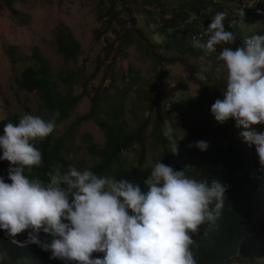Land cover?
<instances>
[{
	"label": "trees",
	"instance_id": "trees-1",
	"mask_svg": "<svg viewBox=\"0 0 264 264\" xmlns=\"http://www.w3.org/2000/svg\"><path fill=\"white\" fill-rule=\"evenodd\" d=\"M137 1L98 0L96 17L107 30L116 19H119V12L125 13L130 26L126 28L124 24V31L122 34L118 33L119 41L125 39L126 29L128 32L136 33L140 36L138 41L146 44V54L155 62L153 76L159 81L154 86L146 82L147 91L144 92L147 95L146 107L150 114L137 120L135 126L130 128L126 119L128 114L126 110L133 106L125 105L128 95L137 92V89L127 85L121 90L109 93L108 88L103 86L107 72L102 75L98 85L91 86L92 94L87 91L86 84L89 79L101 70L104 62L110 57L113 41L108 44L105 57L96 59L90 78L85 80H82L79 72L69 71L58 75L57 81H54L48 62L39 56L36 49H33L31 56L21 58L33 60L34 65L20 71L14 82L19 90L36 94L40 103L39 109L47 114L38 113L36 116L46 121L54 118L56 112H59V116L55 117L57 124L55 131L45 139L33 142L42 153L43 165L33 167L31 171L25 169V175L29 179H39L47 184L48 172L57 167L64 172L71 165L81 171L88 169L97 176H111L117 180L127 179L139 185L142 191H147L144 181L150 176L152 166L161 162L176 171L183 170L188 177L198 181L204 179L210 184L213 180H218L227 186L226 200L221 215L215 223H206L196 234H193L195 243L192 252L197 264H264V167L259 163L255 146H249L244 142L240 135L244 129L237 127L234 119H229L223 124L214 119L211 106L217 99H223V92L208 90V85L213 80L212 68L201 71V63L189 62L191 58L200 59L204 56V61H211L212 66L217 67L220 63L223 64L218 60L223 48L230 47L235 50L244 45L246 39L244 24L235 23L229 26L227 17L230 16L226 15L224 25L226 30L234 33L236 37L234 43L218 45L207 55L204 49L193 47V37H196L201 44H206L207 29L214 16L218 12H223L230 1L240 2V0H219L214 4L213 0H139L144 5L158 6L157 11L143 10V22L148 30L153 23H159L152 33L162 34L166 39L162 45L149 42L146 33L136 27L138 18L131 14H136L138 11L132 6ZM6 2L8 9L15 14L16 12L9 5L10 0ZM117 7L120 9L116 10ZM118 21L123 23L121 19ZM257 32L261 35L264 30ZM52 34L58 55L65 62L76 63L81 47L69 28L60 23L55 26ZM121 48V46L116 47L115 51L120 53ZM156 48H160L161 51ZM14 49L13 46L6 49L11 64L16 63L13 57ZM113 57L109 59L110 64L106 65L109 70H112L114 65ZM176 63L186 68L190 81L197 80L200 85L198 99L202 98V102L192 105L193 100L190 99L183 105L180 99L172 102L164 94L161 85L166 74L164 66ZM58 83L65 88L64 91L58 90ZM130 83L133 86L132 79ZM76 84L82 86L81 94L73 93ZM82 97H87L89 100L88 111L73 118L66 130L55 136L57 128L73 115ZM168 106L170 109L167 108ZM175 110L180 113L184 126L189 124L193 130L188 139L182 137L178 132L179 128L174 124ZM135 112L136 110H132L130 113L135 114ZM206 114L209 116H205ZM19 120L20 118L13 115L0 122V135H3L5 124L9 122L18 124ZM89 121L100 128L104 143L102 146H97L92 142L90 135L85 134L83 139L89 160L75 163L74 160L67 158L71 152L72 138L78 127ZM149 128H151L150 132H148ZM169 128L171 138L164 134ZM253 128L257 132H264V124L254 125ZM147 137H150L161 149L158 159L152 165L147 164L146 161ZM189 139L191 142L187 143ZM203 140L209 145L206 151H201L195 146L197 141ZM175 144L177 152L174 154L172 149ZM131 151L134 152L132 161L124 156ZM7 167H11L10 162L0 159V176L4 170L7 171ZM6 235V232H0V264H75L71 261L51 259L50 251H42V253L37 251L38 249L35 248L37 245L27 243L28 232L17 235L18 243L8 242L5 240ZM39 237L47 242H51L52 239L43 231L39 233ZM93 258H103V253H93Z\"/></svg>",
	"mask_w": 264,
	"mask_h": 264
},
{
	"label": "clouds",
	"instance_id": "clouds-1",
	"mask_svg": "<svg viewBox=\"0 0 264 264\" xmlns=\"http://www.w3.org/2000/svg\"><path fill=\"white\" fill-rule=\"evenodd\" d=\"M259 11L264 12V0L241 24ZM226 15L218 12L207 29V43L193 37V47L207 55L218 45L234 43V33L224 25ZM234 20L232 13L229 26ZM200 59L203 63L205 57ZM218 60L226 69V91L211 113L220 124L234 119L244 129L240 135L255 146L264 167V132L253 128L264 124V35L246 38L235 50L223 48ZM55 117L46 121L26 114L18 124L3 127L0 159L11 165L0 176V232H6L5 240L18 243L17 235L28 232L27 243L37 245V251L75 264H197L193 234L220 217L227 186L218 180L198 181L161 162L144 181L147 191L127 179L101 177L71 165L64 172L59 167L48 172L47 184L29 179L25 169L43 165L33 142L55 131ZM170 133L169 128L164 134L171 138ZM195 146L201 151L209 147L205 141ZM172 152H177L176 144ZM41 231L51 242L40 239ZM93 253H103V258H93Z\"/></svg>",
	"mask_w": 264,
	"mask_h": 264
},
{
	"label": "rangeland",
	"instance_id": "rangeland-1",
	"mask_svg": "<svg viewBox=\"0 0 264 264\" xmlns=\"http://www.w3.org/2000/svg\"><path fill=\"white\" fill-rule=\"evenodd\" d=\"M12 9L16 12L11 13L8 9L6 0H0V122L9 119L11 116L16 115L22 118L26 114L36 116V114H46V112L39 109V100L35 93H29L19 90L14 82V79L19 75L20 71L24 68L33 66L34 61L31 59L23 60L21 57H29L33 49H36L39 56L48 62L53 80L57 81L58 75H63L69 71H77L81 74L82 80L90 78L92 74L96 59L105 57V50L110 42L113 41V47L110 50V57L104 62L101 70L86 84L87 91L92 94L91 86H96L100 83L102 75L107 72V77L104 79L103 86L108 88L109 93H114L116 90H121L127 85L130 88L137 89L132 94H129L125 106L132 105L133 107L126 110L128 114L126 119L130 128H133L137 120L142 119L150 114L147 105V91L146 82L151 83L152 86L159 83L153 76L155 74V62L146 54L144 42H139L140 36L134 32H128L125 29V39L119 41L118 33L122 34L124 31V24L126 28L130 26L129 19L125 13L118 15V20L110 28L105 30L101 22L98 21L97 3L98 0H10L9 2ZM139 0L132 4L137 8L136 14L132 13L131 16H136L138 22L136 27L142 29L149 42L161 44L166 41L161 33L153 32L159 23H153L149 30L144 25L143 10L151 9L158 10V6L144 5ZM174 7V5H171ZM236 2L230 1L224 13L231 16L236 11ZM117 7L116 10H119ZM230 17H227L229 20ZM63 24L69 28L75 40L80 44L81 53L77 58L76 63L70 61L65 62L58 55L55 49L53 30L56 25ZM242 25V24H241ZM246 38L258 34V30H264V12L253 16L248 24H244ZM98 34V36H97ZM264 35V32L263 34ZM121 44V45H120ZM9 46L15 47L14 59L15 64H11L9 56L7 55V48ZM122 47L120 53L115 51V48ZM156 50L161 51L160 48ZM178 52V51H177ZM113 57L112 70L106 67L110 64L109 59ZM184 58V57H182ZM199 58V57H198ZM196 57L189 59L190 63L200 64V70L212 68L213 80L208 85L210 91H226V69L220 63L219 66H212V62H201ZM166 71L165 77L162 79V89L169 99L178 101L185 105L188 100L192 99V105H196L201 100L200 85L196 79L189 80V73L185 67L180 63L164 66ZM107 70V71H106ZM132 79V85H131ZM130 83V84H129ZM58 90L64 91V87L60 84ZM82 86L79 84L74 85L73 93L81 94ZM167 108L170 109V106ZM89 109V100L87 97H82L77 104L73 115L57 130L56 135L59 136L63 133L67 126L71 123L72 119L85 114ZM136 110L135 114L130 113ZM209 116V115H205ZM174 124L179 128L178 132L183 138L188 139L192 128L187 124L181 122L180 113L175 110ZM184 127H183V126ZM151 128L148 129L150 132ZM89 134L92 142L97 146H102L104 138L102 131L93 122H84L74 132L72 144L70 146L71 152L69 159L77 161H88L89 157L86 153V148L83 136ZM149 133H147L148 135ZM204 139V138H203ZM205 141V140H203ZM191 140H187V143ZM136 148V146H134ZM135 150V149H133ZM161 153L160 146H158L150 137L146 141V161L147 164L152 165ZM130 161L134 158V152L124 154ZM239 257V253L237 254Z\"/></svg>",
	"mask_w": 264,
	"mask_h": 264
},
{
	"label": "built area",
	"instance_id": "built-area-1",
	"mask_svg": "<svg viewBox=\"0 0 264 264\" xmlns=\"http://www.w3.org/2000/svg\"><path fill=\"white\" fill-rule=\"evenodd\" d=\"M219 0H213L212 3H217ZM260 0H240L237 2V8L234 12L236 15V20L232 23L241 24L244 17L248 15V12H254L259 6Z\"/></svg>",
	"mask_w": 264,
	"mask_h": 264
},
{
	"label": "bare ground",
	"instance_id": "bare-ground-1",
	"mask_svg": "<svg viewBox=\"0 0 264 264\" xmlns=\"http://www.w3.org/2000/svg\"><path fill=\"white\" fill-rule=\"evenodd\" d=\"M258 13H259V12H258ZM258 13H257V14H258Z\"/></svg>",
	"mask_w": 264,
	"mask_h": 264
},
{
	"label": "crops",
	"instance_id": "crops-1",
	"mask_svg": "<svg viewBox=\"0 0 264 264\" xmlns=\"http://www.w3.org/2000/svg\"><path fill=\"white\" fill-rule=\"evenodd\" d=\"M236 6H237V4H236Z\"/></svg>",
	"mask_w": 264,
	"mask_h": 264
}]
</instances>
